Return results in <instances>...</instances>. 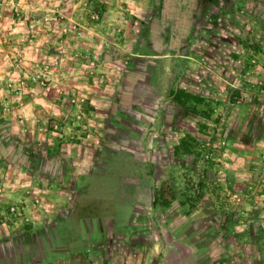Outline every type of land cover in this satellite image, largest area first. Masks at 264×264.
Listing matches in <instances>:
<instances>
[{
	"label": "rangeland",
	"instance_id": "1",
	"mask_svg": "<svg viewBox=\"0 0 264 264\" xmlns=\"http://www.w3.org/2000/svg\"><path fill=\"white\" fill-rule=\"evenodd\" d=\"M56 2L0 0V85L8 89L0 159L17 160L23 147L29 162L27 172L14 166L6 185L25 173L26 184L47 180L49 147L80 141L79 129L90 135L78 85H136L119 92L131 103L128 111L119 104L112 123L122 148L113 177L128 160L131 187L145 184L157 196L151 215L169 264H264V0H62L71 20ZM135 2L141 8L131 9ZM117 11L118 46L112 24L103 40L82 26ZM73 36L89 47L71 58ZM163 57L173 63L171 85L201 100L175 104L158 94L151 80L170 71L156 61ZM106 88L102 98L117 94ZM16 203H4L6 224L17 222L9 211ZM25 227L0 235V264H33L34 237L48 242Z\"/></svg>",
	"mask_w": 264,
	"mask_h": 264
},
{
	"label": "crops",
	"instance_id": "2",
	"mask_svg": "<svg viewBox=\"0 0 264 264\" xmlns=\"http://www.w3.org/2000/svg\"><path fill=\"white\" fill-rule=\"evenodd\" d=\"M56 1L54 4L56 10L69 15L66 17L71 20L69 5L62 3V0ZM66 1L75 4V0ZM135 3L131 9L141 8L140 3L136 5ZM117 8L113 7L114 10ZM120 16V12L117 11L112 18L104 17L98 24L81 25L92 29V33L103 40L106 37L105 31L108 30L109 24H112V39L118 40L116 43L118 46L121 42V33L115 29L120 27ZM87 34L83 32L82 36L87 37ZM75 39L74 36L70 37L71 44L68 43L67 50L71 52L69 56L71 58L74 57L76 49L86 50L89 47L86 42H76ZM156 61L168 64L170 71H164L162 77L155 76V79L151 80L155 85L151 86L161 97L167 92L169 101L176 104L172 93L176 90L185 91L183 89L185 87L180 85L179 89H176V85H171L173 63L169 58L165 60L163 57ZM73 81L72 85L80 82L78 79ZM78 86L82 90L77 89L78 93L86 96L83 105L90 106H85L87 108L84 115L87 114L86 118L89 117L95 127L90 130L88 137L80 136L83 130L76 131L80 141L77 139L72 144L62 145L60 148L49 147L50 178L44 181L39 179L34 182L35 185H31L25 183L27 175L22 173L24 176L16 179L15 186L9 187L6 185L8 183L5 176L12 172L13 167L17 166L20 171L25 172L26 165H29L25 148H16L18 158L15 161L0 159V235L10 233L16 228L24 231L25 226L33 228V235H48L47 243L37 242L34 237L35 241L31 247L33 264H37L35 258H39L40 264H169L168 254L171 249L163 243L160 231L152 218L154 196L150 188H145V184L144 189L131 187L133 184L129 182L131 177L128 173L131 163L128 160L125 163L127 172L115 173L113 177V154L120 152L122 148L114 145L112 123L118 118L116 109L119 104L126 106L128 111L131 103L128 98L122 99L119 92L134 89L136 85ZM106 87H112L117 94H114V97L102 98L100 92ZM7 91V85H0L1 120L8 119V111L5 110L3 113L2 107L3 101L7 105L5 100ZM104 103L110 105V107L107 105L106 112L103 111L106 108ZM56 105L58 104L53 105L52 109L55 117L59 115ZM19 111L20 109L16 110V115ZM136 135L135 133L134 136ZM49 139L48 137V141ZM123 151L129 153V148ZM132 166L136 171V162L133 161ZM6 169L7 173H4ZM134 186L141 187L143 184ZM15 201L22 209V216L16 218L17 222L14 225L6 224L3 222V219L7 218L4 215L6 206L4 203ZM45 222L48 223L44 224ZM1 242L3 240H0V244ZM176 264L191 263L184 261ZM194 264L199 263L197 261Z\"/></svg>",
	"mask_w": 264,
	"mask_h": 264
},
{
	"label": "trees",
	"instance_id": "3",
	"mask_svg": "<svg viewBox=\"0 0 264 264\" xmlns=\"http://www.w3.org/2000/svg\"><path fill=\"white\" fill-rule=\"evenodd\" d=\"M172 98L178 104H183L190 99H194L198 101L201 100L199 97H194L193 95L185 92L184 90H176L175 92L172 93ZM156 201H157V196L154 199V202Z\"/></svg>",
	"mask_w": 264,
	"mask_h": 264
},
{
	"label": "built area",
	"instance_id": "4",
	"mask_svg": "<svg viewBox=\"0 0 264 264\" xmlns=\"http://www.w3.org/2000/svg\"><path fill=\"white\" fill-rule=\"evenodd\" d=\"M10 214L12 215L13 218H19L22 216V209H20L18 206H11L9 207Z\"/></svg>",
	"mask_w": 264,
	"mask_h": 264
}]
</instances>
